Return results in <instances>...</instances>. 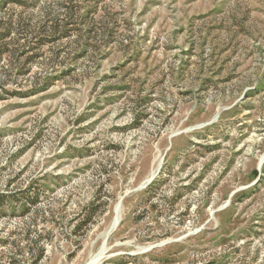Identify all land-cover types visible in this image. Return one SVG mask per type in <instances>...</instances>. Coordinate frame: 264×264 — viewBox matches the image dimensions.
<instances>
[{
  "label": "rangeland",
  "instance_id": "rangeland-1",
  "mask_svg": "<svg viewBox=\"0 0 264 264\" xmlns=\"http://www.w3.org/2000/svg\"><path fill=\"white\" fill-rule=\"evenodd\" d=\"M263 158L264 0H0V264H264Z\"/></svg>",
  "mask_w": 264,
  "mask_h": 264
},
{
  "label": "trees",
  "instance_id": "trees-1",
  "mask_svg": "<svg viewBox=\"0 0 264 264\" xmlns=\"http://www.w3.org/2000/svg\"><path fill=\"white\" fill-rule=\"evenodd\" d=\"M63 6L65 8L64 13L68 14L69 13L68 11L73 12V10L71 11V8L73 7L72 2H69V4H66V5L64 4ZM68 30H70V28H68V22H65L58 15H56L52 19L51 25L47 26V28L44 25L40 27V32H44V33L49 32L50 33L49 35L61 34L62 35L61 37L66 36L68 33ZM9 33H10V30H7L5 32L6 35ZM19 194H22L21 196L23 198H26L29 202L34 203V204L38 201V198H39V194L37 192H34L31 194V193H28V191L24 190V191H21ZM11 198L13 197L10 194L0 192V210L3 208L2 206L4 205V203L9 201ZM21 210L23 213L29 211V206L27 205V203L22 204ZM42 253H43V249L39 248L36 256L41 258Z\"/></svg>",
  "mask_w": 264,
  "mask_h": 264
},
{
  "label": "bare ground",
  "instance_id": "bare-ground-1",
  "mask_svg": "<svg viewBox=\"0 0 264 264\" xmlns=\"http://www.w3.org/2000/svg\"><path fill=\"white\" fill-rule=\"evenodd\" d=\"M261 161H262V163H263V162H264V158H263ZM159 165H160V164H158L157 167L152 171L150 177H149L148 179L145 180V182L143 183V187H144V185L148 184L149 180H150L151 178H153V177L156 175V173L159 171ZM114 211H115V216H114V219H113L112 224H111V226H113V227H115V225L117 224V222L120 221V219H121V213H120V211H119V203L116 205ZM100 259H101V255H98V256L94 257V258H93L90 262H88L87 264H97V263L100 262Z\"/></svg>",
  "mask_w": 264,
  "mask_h": 264
},
{
  "label": "water",
  "instance_id": "water-1",
  "mask_svg": "<svg viewBox=\"0 0 264 264\" xmlns=\"http://www.w3.org/2000/svg\"><path fill=\"white\" fill-rule=\"evenodd\" d=\"M157 173H158V172H157ZM157 173H156V175H157ZM156 175H155V176H156ZM155 176L149 180L148 184H149V183L155 178ZM146 185H147V184H146ZM146 185H144V186H146ZM119 207H121V202L119 203ZM119 222H120V221L117 222V224L115 225V227L119 224Z\"/></svg>",
  "mask_w": 264,
  "mask_h": 264
}]
</instances>
